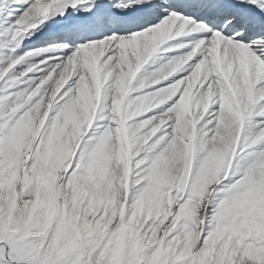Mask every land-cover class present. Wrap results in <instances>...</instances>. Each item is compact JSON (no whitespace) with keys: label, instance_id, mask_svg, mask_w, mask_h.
Segmentation results:
<instances>
[{"label":"snow or ice","instance_id":"snow-or-ice-1","mask_svg":"<svg viewBox=\"0 0 264 264\" xmlns=\"http://www.w3.org/2000/svg\"><path fill=\"white\" fill-rule=\"evenodd\" d=\"M0 264H264V0H0Z\"/></svg>","mask_w":264,"mask_h":264}]
</instances>
